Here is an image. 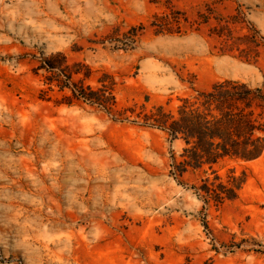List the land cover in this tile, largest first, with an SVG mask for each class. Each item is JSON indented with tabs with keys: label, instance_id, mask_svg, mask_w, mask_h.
Returning a JSON list of instances; mask_svg holds the SVG:
<instances>
[{
	"label": "rangeland",
	"instance_id": "1",
	"mask_svg": "<svg viewBox=\"0 0 264 264\" xmlns=\"http://www.w3.org/2000/svg\"><path fill=\"white\" fill-rule=\"evenodd\" d=\"M58 54L130 121L48 89ZM223 80L264 91V0H0V264H264V153L216 167L247 180L206 207L135 116Z\"/></svg>",
	"mask_w": 264,
	"mask_h": 264
},
{
	"label": "trees",
	"instance_id": "2",
	"mask_svg": "<svg viewBox=\"0 0 264 264\" xmlns=\"http://www.w3.org/2000/svg\"><path fill=\"white\" fill-rule=\"evenodd\" d=\"M216 36L223 44L222 54L237 48L230 34L218 32ZM242 39L251 42L249 34ZM40 68L48 89L68 90L72 97L110 116L118 113L115 121H130L134 116L132 109L131 116L116 111L111 86L98 81L101 87L93 89L74 82L72 76L78 72L70 70L61 54L43 59ZM189 89L191 93L179 97L173 109L156 106L142 117L135 116L142 127L165 133L171 144L182 143L181 160L172 159L171 175L182 179L189 171L200 172L198 182L190 189L204 206H221L238 198L247 176L244 172L238 175L235 168L222 176L216 167L227 162H251L264 153V91L240 80L219 81L206 90L197 89L191 82ZM260 248L255 252L264 256V247Z\"/></svg>",
	"mask_w": 264,
	"mask_h": 264
}]
</instances>
